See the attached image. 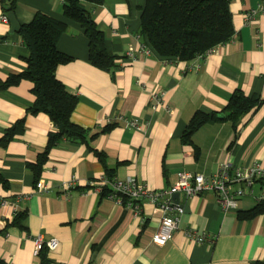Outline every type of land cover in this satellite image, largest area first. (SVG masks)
Wrapping results in <instances>:
<instances>
[{"label": "crops", "instance_id": "1", "mask_svg": "<svg viewBox=\"0 0 264 264\" xmlns=\"http://www.w3.org/2000/svg\"><path fill=\"white\" fill-rule=\"evenodd\" d=\"M144 1L89 5L117 55L113 75L87 60V39L77 22L68 20L58 37V48L72 55L56 67V76L77 96L71 120L88 135L96 134L87 142L62 140L50 149L37 178L47 185L43 191L34 190L37 179L27 163L43 150L53 124L43 111L28 112L34 100L31 81L0 89V137L14 121L25 119L23 131L0 144V195L9 200L0 203V257L7 264H38L33 252L37 234L58 240L56 247L47 248L51 260L46 264H254L264 259V212L248 219L236 216L238 209H248L258 195L264 196V179H255L252 192L228 210L220 207L213 190L182 194L178 227L161 245L152 241L161 211L151 202L142 200L136 214L89 184L107 175L93 149L104 153L112 176H133L155 189L169 186L182 169L208 175L223 161L231 162V170L255 160L264 164V103L243 114L236 128L224 114L199 126L191 136L194 144L182 140L196 110L225 113L221 108L234 89L264 98V10L246 19L264 0H230L234 34L198 68L192 59L140 53L137 34ZM62 5L63 0H17L14 13L21 23L36 11L61 16ZM129 49L137 59H130ZM27 54L20 34L0 19V80L23 70ZM154 93L163 104L154 103ZM118 115L122 117L116 119ZM130 117L142 120L143 127L128 125L125 118ZM70 180L75 186L66 192L63 183ZM11 202L24 212L25 228L10 223L15 215ZM190 225L204 232V241L185 235Z\"/></svg>", "mask_w": 264, "mask_h": 264}, {"label": "trees", "instance_id": "2", "mask_svg": "<svg viewBox=\"0 0 264 264\" xmlns=\"http://www.w3.org/2000/svg\"><path fill=\"white\" fill-rule=\"evenodd\" d=\"M101 1L63 0L61 16L36 11L29 21L20 23L18 33L28 49V54L24 57L26 67L0 80V89L16 85L23 79L31 81L34 100L28 106V112L43 111L53 124L47 133L43 150L33 162L27 163L34 179L40 176L54 145L62 140L87 142L89 137L96 134L88 135L86 128L71 120L77 96L56 76V67L70 61L72 55L58 48L57 40L66 29L68 20L77 22L87 39V60L98 68L111 71L113 75L117 55L108 48L104 30L96 24L89 10V5ZM0 4L7 13L15 10L17 0H0ZM229 4L230 0H145L141 7L138 35L151 52L162 59H193L197 54L232 38L234 26ZM261 103H264V98L257 94H246L236 88L221 110L225 112L224 118L230 120L236 128L242 115ZM219 119L216 110H196L182 133V140L194 144L192 133L203 123ZM24 124V117L14 121L0 137V144L5 145L11 137L21 133ZM111 125L112 123L104 125L102 131ZM194 148L197 154V148ZM93 151L103 164L106 174L111 177L112 168L105 163L104 153L97 149ZM263 212L264 198L257 200L248 209H238L236 216L238 219H248ZM23 216L24 212L18 211L10 223L25 228ZM46 252L47 247L42 245L38 251V264L50 262ZM0 264L7 263L0 257ZM254 264H264V259H257Z\"/></svg>", "mask_w": 264, "mask_h": 264}, {"label": "built area", "instance_id": "3", "mask_svg": "<svg viewBox=\"0 0 264 264\" xmlns=\"http://www.w3.org/2000/svg\"><path fill=\"white\" fill-rule=\"evenodd\" d=\"M264 10V3H260L258 7L252 8L246 14V19L249 21L254 13L258 10ZM0 19L8 22L7 13L4 11L0 13ZM138 35V34H137ZM139 36V35H138ZM215 48H209L204 53L197 54L192 60L195 61V68L200 66V61L213 51ZM151 49L145 44L141 43L140 53L148 54ZM130 59L135 60L138 54L134 53L131 49L126 51ZM155 104H163L161 97L156 93L153 94ZM122 115L116 117L120 118ZM125 122L131 127L141 129L143 121L137 117L125 118ZM255 179H264V164L260 161H252L243 167H235L231 170V162H221L217 169L211 174H203L189 170H179L177 178L173 183L167 187L152 188L144 181H141L133 176L116 177L104 175L100 181H89L91 187L98 193H101L117 203L125 205L132 209L136 214L140 213L141 201L146 200L151 202L157 209L161 211L159 223L152 235V241L156 244H163L173 235L174 230L178 227V222L184 207L179 202H174L172 194L180 192L186 196L200 194L203 191L213 190L217 194V199L220 207L223 210L235 208L237 206L238 198L246 192H252L250 185ZM238 183L237 186L232 187V184ZM75 186L74 180L63 183L65 191ZM47 188L46 183L42 179H37L34 183V190L43 191ZM66 194L65 192H63ZM25 197V195H23ZM264 196L258 195L257 200L263 199ZM9 200L0 195V203H5ZM14 214L19 211L17 202H11ZM185 235L196 241L201 242L205 240L204 232L200 231L197 227L190 225L185 230ZM34 241V255H38L39 249L45 245L48 249H53L58 244L56 237L44 239L41 234L33 237Z\"/></svg>", "mask_w": 264, "mask_h": 264}, {"label": "water", "instance_id": "4", "mask_svg": "<svg viewBox=\"0 0 264 264\" xmlns=\"http://www.w3.org/2000/svg\"><path fill=\"white\" fill-rule=\"evenodd\" d=\"M7 17H8V21L10 23V31L11 32H18L19 31V28H20V23L14 13V11H8L7 12ZM219 117H223L224 116V113L223 112H219L217 114ZM182 198V194L180 192H174L172 194V199L174 202H179L180 203V200Z\"/></svg>", "mask_w": 264, "mask_h": 264}]
</instances>
